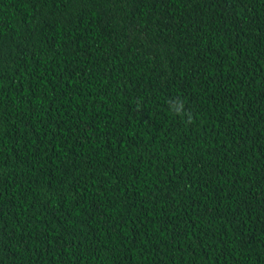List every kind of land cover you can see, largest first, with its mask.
I'll return each instance as SVG.
<instances>
[{
  "label": "trees",
  "instance_id": "1",
  "mask_svg": "<svg viewBox=\"0 0 264 264\" xmlns=\"http://www.w3.org/2000/svg\"><path fill=\"white\" fill-rule=\"evenodd\" d=\"M0 264H264V0H0Z\"/></svg>",
  "mask_w": 264,
  "mask_h": 264
},
{
  "label": "clouds",
  "instance_id": "2",
  "mask_svg": "<svg viewBox=\"0 0 264 264\" xmlns=\"http://www.w3.org/2000/svg\"><path fill=\"white\" fill-rule=\"evenodd\" d=\"M170 111L176 113L177 115L186 116L187 122H191L192 114L185 111V103L181 97H175L171 101Z\"/></svg>",
  "mask_w": 264,
  "mask_h": 264
}]
</instances>
